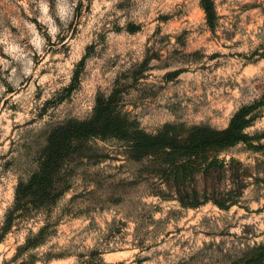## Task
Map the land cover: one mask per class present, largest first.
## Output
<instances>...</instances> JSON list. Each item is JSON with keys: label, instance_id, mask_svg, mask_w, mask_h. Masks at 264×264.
Listing matches in <instances>:
<instances>
[{"label": "rangeland", "instance_id": "374dc122", "mask_svg": "<svg viewBox=\"0 0 264 264\" xmlns=\"http://www.w3.org/2000/svg\"><path fill=\"white\" fill-rule=\"evenodd\" d=\"M211 1L210 26L201 0H0V264H264V0ZM114 89L152 133L253 106L247 139L194 175L199 202L234 203L182 206L153 156L83 135L3 231L50 131Z\"/></svg>", "mask_w": 264, "mask_h": 264}, {"label": "trees", "instance_id": "16d2710c", "mask_svg": "<svg viewBox=\"0 0 264 264\" xmlns=\"http://www.w3.org/2000/svg\"><path fill=\"white\" fill-rule=\"evenodd\" d=\"M201 5L207 23L211 26L215 18L213 3L211 0H201ZM116 94L117 90L114 89L108 96L98 95L88 118L67 120L50 131L37 172L26 182L19 183L16 188L15 201L6 215L3 231L11 225L15 210L26 197L41 198L45 195L43 180L49 179L58 159L83 135L125 140L129 143V152L135 159L153 156L164 165V182L173 186L182 206L195 207L201 202L211 201L220 208H228L234 203L232 197L221 200L207 195L206 190H203L202 201L199 202V192L193 187L194 175L201 168L206 174L210 173L212 163L209 154L247 139L244 128L249 123L247 115L253 106H244L237 110L224 128L164 124L152 133L121 114L117 107Z\"/></svg>", "mask_w": 264, "mask_h": 264}]
</instances>
